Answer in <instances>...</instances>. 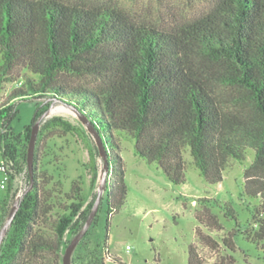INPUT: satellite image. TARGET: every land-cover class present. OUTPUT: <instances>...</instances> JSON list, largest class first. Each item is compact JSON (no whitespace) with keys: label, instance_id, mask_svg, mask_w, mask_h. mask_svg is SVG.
Wrapping results in <instances>:
<instances>
[{"label":"trees","instance_id":"obj_1","mask_svg":"<svg viewBox=\"0 0 264 264\" xmlns=\"http://www.w3.org/2000/svg\"><path fill=\"white\" fill-rule=\"evenodd\" d=\"M21 72V85L0 104V158L8 174L0 223L17 196L22 169L28 183L0 245V264H62L68 235L80 230L96 197L87 201L80 179L63 192L60 181L40 170L41 146L76 130L61 116L41 124L30 177L31 125L53 101L83 113L103 142L107 227L127 194L118 136L132 138L136 154L157 163L176 185L185 183L191 164L207 183L221 184L229 161L244 162L253 150L242 175L244 195L257 199L251 215L257 227L244 237L264 248V0H208L204 10L169 28L137 23L104 2L0 0V84ZM24 99L35 100L36 108L21 135L12 122L16 102ZM96 184L94 168L91 187ZM224 209L225 218L236 220L230 203ZM196 217L208 232L196 230L198 244H189L187 264H206L199 246L218 252L221 245L228 253L213 264H235L237 230L220 244L210 234L223 229L211 208L202 205ZM96 219L76 246L86 257L82 264H104L108 256L105 245L104 254L88 242Z\"/></svg>","mask_w":264,"mask_h":264},{"label":"rangeland","instance_id":"obj_2","mask_svg":"<svg viewBox=\"0 0 264 264\" xmlns=\"http://www.w3.org/2000/svg\"><path fill=\"white\" fill-rule=\"evenodd\" d=\"M65 1L75 3L80 0ZM86 1L94 4L101 2L112 4L137 23L150 22L161 28H169L188 20L204 10L208 2V0ZM22 78L21 72V76L15 81L0 84V104L14 88L21 85ZM16 108L18 115L13 120L12 127L15 133L23 135L24 127L30 124L33 117L36 102L32 99L18 100ZM47 110L48 113L41 120L39 130L45 120L54 116H61L74 125L76 130L64 135H55L41 146L40 170L52 175L54 181H60L63 192L69 190L72 181L80 179L83 183V194L89 201L92 194H97L104 165L95 140L71 108L53 101ZM117 140L123 159L124 182L127 186L124 204L109 216L107 227V205L103 199L88 236L90 246L98 243L101 246L100 250L103 251L104 245L108 248L107 258H111L106 259L104 264H187L189 244H198L196 230L200 228L203 232H208L196 217L202 205L209 206L222 223V230L210 232L219 242L228 231L237 230L234 236L237 249L232 252L236 259L235 264H264V248L244 237L246 229L252 231L257 227L251 218L257 199L244 195L242 175L254 157L253 150L246 151L244 162L234 159L229 161L223 172L224 179L221 184L207 183L191 164L185 171V183L176 185L166 178L157 163H148L136 154L132 138L118 136ZM185 158L187 163L191 160L188 151L185 152ZM19 164L22 166L23 163ZM94 168L97 173V184L93 188L91 179ZM1 176L0 173V180ZM27 183L26 173L22 169L15 178L18 193L11 207ZM5 195L6 189L0 188V200ZM56 198L63 199L62 195H56ZM226 203H230L236 211V220L225 218ZM5 221L6 219L0 223V228ZM68 237L71 239L70 235ZM199 251L206 264H213L220 254L228 253L222 245L218 252L201 246ZM103 253L105 254V251ZM72 259L74 263L82 264V259L85 260L86 257L75 248L71 261Z\"/></svg>","mask_w":264,"mask_h":264},{"label":"water","instance_id":"obj_3","mask_svg":"<svg viewBox=\"0 0 264 264\" xmlns=\"http://www.w3.org/2000/svg\"><path fill=\"white\" fill-rule=\"evenodd\" d=\"M63 105H65L66 107L71 108L73 111L76 112L78 118L80 119V121L84 125L85 129H87V131L94 138L96 146H97V149H98V151H99V153L102 156L103 161H104L103 171L101 173V176H100V179H99V183H98L97 194H96V197H95L94 202L92 204V207L90 209V212H89L84 224L80 228V230L70 239V241L67 244V246H66V248H65V250L63 252V255H62V264H72V262H71L72 253L75 250V248L78 245V243L81 240V238L85 235L86 231L89 229L90 225L92 224V221H93L94 217L96 216L98 208H99V206L101 204L103 193L105 191L106 184H107L108 161H107V154H106V150H105V147L103 145V142H102L99 134L97 133V131L94 129L93 125L86 118V116L83 113H81L78 110H76L71 105H67V104H63ZM47 113H48V110H46L31 125V132H30V137H29L27 150H26V162H27V168H28L30 177H32V174H33L34 151H35V146H36V140H37V135H38V131H39V126H40L41 120H43L45 118ZM30 189H31V183L29 184V186H28L26 191H28ZM18 197H20V196H18ZM17 209H18V201H16V203L12 206V208L10 210V213H9L5 223L0 228V245H1L5 235L7 233V231L9 229L10 225H11V222L13 220L14 215L16 214Z\"/></svg>","mask_w":264,"mask_h":264},{"label":"built area","instance_id":"obj_4","mask_svg":"<svg viewBox=\"0 0 264 264\" xmlns=\"http://www.w3.org/2000/svg\"><path fill=\"white\" fill-rule=\"evenodd\" d=\"M7 167L6 163L3 161H0V171H1V180H0V188L4 189L8 182V174L4 171V168ZM111 257H108L107 259H110Z\"/></svg>","mask_w":264,"mask_h":264}]
</instances>
